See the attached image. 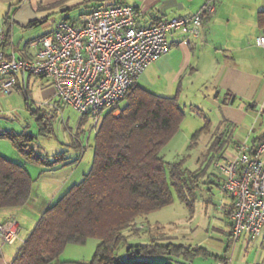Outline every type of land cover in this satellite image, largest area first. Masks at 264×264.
Returning <instances> with one entry per match:
<instances>
[{
	"label": "crops",
	"instance_id": "obj_1",
	"mask_svg": "<svg viewBox=\"0 0 264 264\" xmlns=\"http://www.w3.org/2000/svg\"><path fill=\"white\" fill-rule=\"evenodd\" d=\"M115 1L0 0V33L3 32L5 36L3 50L7 55L14 54L18 59L32 60L40 48V44L35 43L57 26L53 25L48 30L50 26L47 23L50 15L59 12V22L67 20L77 24L83 14L99 5L113 4ZM120 1L135 7L139 26H151L164 20L194 16L202 10L206 3V0ZM80 7H87V9L71 20L69 13ZM262 10H264V0H217L214 13L204 16L199 34H193L190 27L170 33L168 36L169 52L152 63L137 81L138 85L153 93L167 97L178 95L179 102L180 99L186 98V101L193 102L191 108L194 106L198 115H204L211 126L216 123L218 128H224L225 132L222 134L227 133L229 139L226 141L225 135L224 139H219L220 145L225 143L222 151L217 156L212 154L205 158L213 164L216 161L226 163L232 160L237 155L241 144L246 143L252 146L255 139L264 135V46L257 44V39L264 36V28L258 23V13ZM31 22H36V24L30 25ZM46 25L47 29L42 28ZM17 78L18 84L13 91L6 93L0 89V134L4 131L15 132L8 130V120L5 118L6 114L13 111L8 106L10 99L21 93L24 96L26 108L31 110L28 93L32 92L30 88L34 78L33 88L36 89V94L38 92V98L35 99L32 96V101L47 106L54 114L62 111V106L59 109L53 106V103L58 101L55 87L50 79L30 73H19ZM39 110L40 108L31 110V113L37 117ZM45 114L48 116L47 112ZM2 140L4 139H0V149H2L0 153H5L3 149L7 150L8 152L4 155L22 164L17 150H8ZM76 159L70 158V161L73 163ZM22 165L32 178L33 173L37 171L36 178L44 180L46 194H43V201L36 205L33 200L36 193L32 190L31 198L26 205L0 212V222L15 217L20 224V237L15 243L2 244L0 242V264L13 263L42 213L69 189L71 181L75 179L73 176L76 171L70 169L69 164L54 170ZM225 180L226 175L216 168V172L208 174L207 180L204 181V189L208 195L215 197L214 188H220L219 185ZM47 189L48 192H46ZM220 190L222 193L220 196H223L224 201H221L218 209L222 218L216 216L220 223L217 229L224 231L222 226L225 224L229 241L231 220L228 210L234 200L221 188ZM210 201L212 199H209ZM154 220L157 222L154 228L158 230L155 236L161 237L165 234L167 238L174 239L173 236L162 231L163 226L159 225L160 221L157 217ZM142 224L144 229H151L150 222L148 225L144 222ZM196 237L197 239L191 243L178 240L173 242L198 245L216 255H225L228 245H225L224 238H210L208 235L200 234ZM250 240L253 239H242L232 244V247L234 250L237 248L238 251L245 250ZM255 241H257L256 245H263L264 227L262 234ZM194 242L195 244H192ZM70 246L78 247L76 244H69L67 248ZM75 252L76 249H73L72 253L61 255V262L86 261L82 255L80 257ZM244 261H246L245 255L241 256L240 253L235 260L232 258L229 264H243ZM184 264H219V262L213 257H197Z\"/></svg>",
	"mask_w": 264,
	"mask_h": 264
},
{
	"label": "trees",
	"instance_id": "obj_2",
	"mask_svg": "<svg viewBox=\"0 0 264 264\" xmlns=\"http://www.w3.org/2000/svg\"><path fill=\"white\" fill-rule=\"evenodd\" d=\"M120 3L116 0L113 4ZM258 23L264 28V10L258 13ZM124 100L127 104L121 107L119 115L106 111L101 117L90 170L42 213L12 264H151L147 260L151 256L165 258V264H184L197 257H213L219 264L230 263L227 251L234 244L232 225L224 256L202 246L175 243L165 234L155 236L150 228V243L129 244L128 237L140 235L145 230L142 223L148 225L151 214L173 202L172 188L193 211L195 190L200 187L203 174L200 170L184 167L183 160L169 164L167 172L162 150L177 134L186 117L178 95L162 96L136 83ZM36 118L40 134L50 131L46 114L38 112ZM210 126L207 122L198 129L192 141ZM34 138L28 132L4 131L0 134V139L9 140L30 164L54 170L72 163L65 152L53 159L35 153ZM260 142H264V135L255 139L252 146ZM81 148L86 150L82 144ZM33 182L24 165L0 155V212L26 205L31 198ZM232 207L233 204L228 216ZM91 238L99 243L90 261L61 262V255L69 244L84 245ZM121 247H126L131 260L121 259L118 254Z\"/></svg>",
	"mask_w": 264,
	"mask_h": 264
},
{
	"label": "built area",
	"instance_id": "obj_3",
	"mask_svg": "<svg viewBox=\"0 0 264 264\" xmlns=\"http://www.w3.org/2000/svg\"><path fill=\"white\" fill-rule=\"evenodd\" d=\"M216 2L206 0L194 16L151 26L137 24L132 5H100L83 14L77 24L60 21L54 31L35 43L40 48L32 60L7 55L1 32L0 89H16L19 73L46 77L55 87V108L71 106L92 117L98 126L106 111L120 112L121 101L145 70L169 52V34L190 27L198 35L203 16L214 13ZM257 44L264 46V36L257 39ZM215 167L226 175L221 189L234 200L229 215L233 242L256 239L264 227V142L241 144L232 160L217 161ZM19 234L20 224L15 217L0 222L2 244L15 243Z\"/></svg>",
	"mask_w": 264,
	"mask_h": 264
},
{
	"label": "rangeland",
	"instance_id": "obj_4",
	"mask_svg": "<svg viewBox=\"0 0 264 264\" xmlns=\"http://www.w3.org/2000/svg\"><path fill=\"white\" fill-rule=\"evenodd\" d=\"M85 9H87V7H80L79 9L70 12L69 17H71V20H74L79 16L80 12ZM58 15L59 12L49 16V22H46L47 25L50 26L48 30L52 28L53 25L55 26L58 24ZM47 25L42 28L47 29ZM55 29L56 26L53 31ZM34 80L35 78L32 80L30 88V91L32 92L28 93V102L31 110H37L40 108V114L43 115L47 112L49 119L46 121L48 122L47 127L50 131L46 130L48 132L45 134L39 133V124L36 117L31 113V110L26 108L24 96L21 93L10 99L8 102V106L13 109L12 112L5 115V118L8 120V130H14L17 133L28 132L34 135L35 138L32 146L37 154L49 156L53 159L57 153L59 154L63 151L69 158L79 159L80 161L76 162L77 164H69V168L72 170L75 169L76 171L73 176L75 179L70 183V186H72L73 184L79 183L83 179V174H86L93 164L97 126L94 125L92 117H85L77 110H74L71 106L62 104V111L54 114L47 106L39 105L37 102L34 103L31 97L33 96L35 99L38 98V92L36 94V89L33 88ZM56 99L58 100V98ZM192 103L193 102L186 101V98L180 99V105L185 109L186 117L183 120L177 134L167 144V146L163 148L162 155L167 162V172L169 164H173L181 160H183L184 167L190 170L202 171L201 173L203 175L199 180L200 187L195 190L193 211L179 199L177 192L172 188L173 202L159 212L150 215V230L154 232V234L158 232V230L154 228L157 223L154 219L157 217L158 221H160L159 225L163 226L162 231L173 236L174 239H170L172 241L178 240L183 243L184 241L191 243L194 239H197L196 235L200 234L208 235L210 238H224L223 240L227 246L229 244L227 239L228 235L226 234L227 226L223 224L222 227L224 228V231L217 229L220 227V223L216 218H222L218 209L221 201H224L223 196H220L222 194L221 190L217 187L214 188L213 192L215 197H213L208 195V192L204 189V181L207 180L208 174L216 172L214 164L205 158L206 156L212 154L217 156L218 153L222 151V147L225 143L220 145L219 139H224V135L227 137V133L222 134V132H225L224 128H218L215 123L213 126H210V129H208L201 137L192 141L195 132L207 123V119L204 115H198L199 113L196 111L194 106L191 108ZM126 104L127 100H122L120 107L124 108ZM201 108L204 109L203 107ZM204 110L207 111L206 109ZM119 114L120 113H117L115 115ZM228 139L229 138L227 137L226 141H228ZM2 141H4L3 143H5L4 145L8 147V150L11 151V149H15L9 140L4 139ZM80 144H82L83 147H86L85 151L81 148ZM3 152L6 153L8 151L3 149ZM5 153H0V155L11 159V157L4 155ZM18 156L20 157L19 160L23 162L22 164L29 166L33 165L35 168L40 167L37 164H30L26 162L20 153H18ZM31 172H33L32 169ZM36 173L37 171L33 173L35 183L33 182L32 190L36 193V195L34 194L33 196V200L34 204L37 205L44 199L43 194L45 193V187L43 182L44 180H37ZM46 192H48V189ZM58 199L59 197L53 201L52 204L56 203ZM209 199H212V201L209 202ZM27 211H29V208H27ZM259 237H257V239ZM128 242L129 244L142 245L150 243V233L148 232V229H145L140 235H130L128 237ZM256 242L257 241H255V239L250 240V244L247 248L241 251H238L237 248L234 250V248L231 247L227 251V255L230 260L232 258L235 260L238 254L241 253V256L245 255V264H264V243L260 246V244L256 245ZM98 243L99 241L97 239L91 238L84 245H78V247H66L67 250L65 248V252H63L64 254L62 253V256L68 255L73 252V249H76L75 253L79 254L80 257L82 255L84 260L90 261L95 253ZM192 244H195V242ZM118 254L123 260H131L126 247H121ZM147 260L151 264H165V262H167L165 261V258H159L158 256H151Z\"/></svg>",
	"mask_w": 264,
	"mask_h": 264
}]
</instances>
